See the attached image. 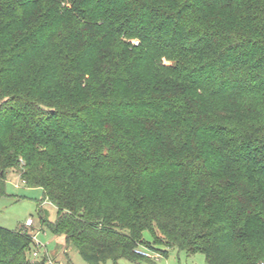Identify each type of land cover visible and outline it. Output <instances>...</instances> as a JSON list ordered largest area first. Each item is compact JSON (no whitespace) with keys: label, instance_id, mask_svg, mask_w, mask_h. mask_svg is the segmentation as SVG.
<instances>
[{"label":"trees","instance_id":"16d2710c","mask_svg":"<svg viewBox=\"0 0 264 264\" xmlns=\"http://www.w3.org/2000/svg\"><path fill=\"white\" fill-rule=\"evenodd\" d=\"M10 170L88 264L264 263V0H0ZM24 228L0 264L47 263Z\"/></svg>","mask_w":264,"mask_h":264},{"label":"rangeland","instance_id":"374dc122","mask_svg":"<svg viewBox=\"0 0 264 264\" xmlns=\"http://www.w3.org/2000/svg\"><path fill=\"white\" fill-rule=\"evenodd\" d=\"M43 218L48 223H54L57 219L56 209L48 201H44L43 190L28 188L23 184L18 170L8 171L4 180L0 177V227L18 231L25 226L28 219H32L34 228L24 229L36 236L37 246L33 250L39 255L36 260L44 257L48 260L56 255L55 258L64 264H88L74 246L67 244L64 237L54 236L42 225ZM144 238L147 242H152L149 232L144 234ZM140 249L148 248L141 246ZM206 260L202 253L188 254L185 251L171 250L168 256L157 260L142 257L138 262L127 259L114 262L110 259L106 264H206Z\"/></svg>","mask_w":264,"mask_h":264},{"label":"built area","instance_id":"2783aa9c","mask_svg":"<svg viewBox=\"0 0 264 264\" xmlns=\"http://www.w3.org/2000/svg\"><path fill=\"white\" fill-rule=\"evenodd\" d=\"M136 44H138V43H136ZM25 228L26 229L34 228V222H33L32 219H28L26 221ZM32 238H33L34 244L37 246L36 236H33L32 235ZM136 253L139 256L144 257V258H147V259H150V260H157V259H159V258L162 257V254H160L159 252L152 251L150 249H147V250L144 249V250H142V249L139 248L138 250H136ZM33 257H34V259L39 257V255H38V253L36 251H34ZM47 263L48 264H63V263H56L52 259H48ZM261 264H264V263H261Z\"/></svg>","mask_w":264,"mask_h":264},{"label":"crops","instance_id":"0c3cea01","mask_svg":"<svg viewBox=\"0 0 264 264\" xmlns=\"http://www.w3.org/2000/svg\"><path fill=\"white\" fill-rule=\"evenodd\" d=\"M67 253V252H66ZM54 257L52 258L53 261H55L56 263H62L61 261H59L58 258H55L56 255H53ZM64 264V263H63Z\"/></svg>","mask_w":264,"mask_h":264}]
</instances>
